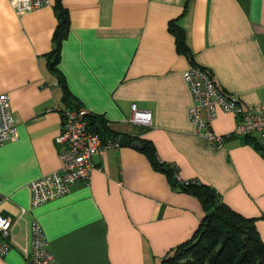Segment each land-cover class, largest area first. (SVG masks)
<instances>
[{
	"label": "crops",
	"instance_id": "1",
	"mask_svg": "<svg viewBox=\"0 0 264 264\" xmlns=\"http://www.w3.org/2000/svg\"><path fill=\"white\" fill-rule=\"evenodd\" d=\"M54 1L18 15L0 0V94L9 96L18 130L0 146V213L14 220L0 264H28L22 248L30 249L34 222L58 264H160L191 237L204 211L138 149L100 150L87 182L30 205L29 183L60 167L55 137L65 102L45 57L57 25ZM61 3L70 25L57 68L75 102L120 136L151 141L181 179L213 187L232 209L256 218L264 242V156L242 138L210 150L195 136L183 80L191 65L167 30L175 19L196 65L253 109L264 101V0ZM133 104L151 114L147 128L128 122ZM234 124L233 115L218 112L211 126L228 135Z\"/></svg>",
	"mask_w": 264,
	"mask_h": 264
},
{
	"label": "built area",
	"instance_id": "2",
	"mask_svg": "<svg viewBox=\"0 0 264 264\" xmlns=\"http://www.w3.org/2000/svg\"><path fill=\"white\" fill-rule=\"evenodd\" d=\"M16 14L21 15L49 4V0H9ZM183 80L191 95L188 118L194 126L195 136L201 138L210 150L223 147L226 137L243 138L255 136L264 145V101L256 108H245L236 97L220 89L208 72L200 67L190 66L183 73ZM218 112L229 113L235 118L232 132L220 135L212 129V121ZM88 115L83 107L64 108L61 111L60 131L55 137L59 146L60 167L57 170L32 180L29 183L30 205L32 207L46 203L70 192L77 182H87L95 168L94 155L108 147H117V140L102 142L98 132L91 130ZM128 122L149 126L151 114L131 106ZM18 136L17 120L11 109L9 96L0 94V146ZM0 196V204L3 201ZM14 220L0 213V256L9 248V237ZM30 249L22 248L28 264H58L40 227L31 224Z\"/></svg>",
	"mask_w": 264,
	"mask_h": 264
},
{
	"label": "trees",
	"instance_id": "3",
	"mask_svg": "<svg viewBox=\"0 0 264 264\" xmlns=\"http://www.w3.org/2000/svg\"><path fill=\"white\" fill-rule=\"evenodd\" d=\"M53 8L57 25L52 34V49L45 54L46 68L56 76L61 86L64 108L79 107L71 97L57 68L61 42L66 38L69 30V14L61 0H55ZM185 9L186 6L183 12ZM167 30L174 38L176 51L184 55L191 66L198 67L186 45L185 33L176 24L175 19L168 22ZM208 74L212 78L209 72ZM88 122L94 132H97L96 125L101 126L105 133L102 142L115 141L120 137L118 133L109 130L98 116L88 115ZM129 138L140 143V147L136 149L146 156L154 170L162 172L172 186L195 197L204 211L191 237L171 248L161 259L160 264H264V242L256 228V218L246 217L232 209L213 187L197 179H181L177 166L161 160L151 141L139 137ZM242 139L264 156V145L256 137L246 136Z\"/></svg>",
	"mask_w": 264,
	"mask_h": 264
},
{
	"label": "water",
	"instance_id": "4",
	"mask_svg": "<svg viewBox=\"0 0 264 264\" xmlns=\"http://www.w3.org/2000/svg\"><path fill=\"white\" fill-rule=\"evenodd\" d=\"M95 129L101 138H105V133L101 128V126L96 125ZM117 142L122 147H131L135 149L140 147V143L137 140H133L132 138L129 137L120 136L117 138Z\"/></svg>",
	"mask_w": 264,
	"mask_h": 264
}]
</instances>
